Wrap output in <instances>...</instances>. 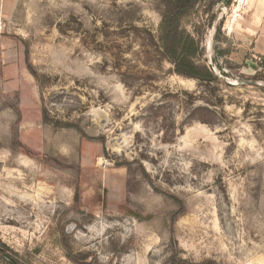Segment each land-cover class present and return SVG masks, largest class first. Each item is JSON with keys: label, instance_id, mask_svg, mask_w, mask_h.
Returning a JSON list of instances; mask_svg holds the SVG:
<instances>
[{"label": "rangeland", "instance_id": "obj_1", "mask_svg": "<svg viewBox=\"0 0 264 264\" xmlns=\"http://www.w3.org/2000/svg\"><path fill=\"white\" fill-rule=\"evenodd\" d=\"M0 0V264H264V0Z\"/></svg>", "mask_w": 264, "mask_h": 264}, {"label": "trees", "instance_id": "obj_2", "mask_svg": "<svg viewBox=\"0 0 264 264\" xmlns=\"http://www.w3.org/2000/svg\"><path fill=\"white\" fill-rule=\"evenodd\" d=\"M197 0H163L164 14L159 27V39L167 57L176 65V72L207 77L212 79L211 73L202 72L192 58L199 53L195 39L184 30H179V19L189 10Z\"/></svg>", "mask_w": 264, "mask_h": 264}, {"label": "bare ground", "instance_id": "obj_3", "mask_svg": "<svg viewBox=\"0 0 264 264\" xmlns=\"http://www.w3.org/2000/svg\"><path fill=\"white\" fill-rule=\"evenodd\" d=\"M241 2H242V0H238L237 4L233 7L232 12H231L230 22H229L230 24L236 20V17L239 14Z\"/></svg>", "mask_w": 264, "mask_h": 264}, {"label": "built area", "instance_id": "obj_4", "mask_svg": "<svg viewBox=\"0 0 264 264\" xmlns=\"http://www.w3.org/2000/svg\"><path fill=\"white\" fill-rule=\"evenodd\" d=\"M0 26H1V23H0ZM264 60V59H263ZM257 62H259V64L261 65V69L264 71V61L261 60L260 57L257 58Z\"/></svg>", "mask_w": 264, "mask_h": 264}, {"label": "water", "instance_id": "obj_5", "mask_svg": "<svg viewBox=\"0 0 264 264\" xmlns=\"http://www.w3.org/2000/svg\"><path fill=\"white\" fill-rule=\"evenodd\" d=\"M230 0H222V6H220V9H223L224 7L228 6Z\"/></svg>", "mask_w": 264, "mask_h": 264}]
</instances>
